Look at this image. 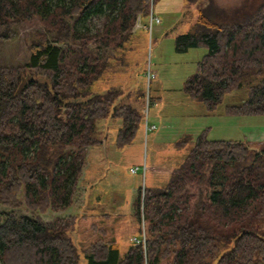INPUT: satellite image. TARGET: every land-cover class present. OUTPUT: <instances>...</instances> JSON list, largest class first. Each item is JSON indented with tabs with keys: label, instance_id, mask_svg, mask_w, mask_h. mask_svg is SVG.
I'll return each instance as SVG.
<instances>
[{
	"label": "trees",
	"instance_id": "trees-1",
	"mask_svg": "<svg viewBox=\"0 0 264 264\" xmlns=\"http://www.w3.org/2000/svg\"><path fill=\"white\" fill-rule=\"evenodd\" d=\"M157 1L0 0V45L29 21L43 27L25 63H0V264H80L81 253L87 264H144L133 240L124 256L103 238L81 251L70 232L72 208L84 203L88 152L101 142L96 120L122 119L119 147L133 142L142 120L131 105H114L119 89L93 90L110 65L100 50L124 46ZM208 4L175 48H207L184 90L213 110L246 75L264 70V3L227 22L213 19ZM99 15L103 28L93 31L88 21ZM226 111L264 114V77ZM207 131L176 142L191 148L166 185L137 189L134 216L145 223L150 264H264V144L257 151Z\"/></svg>",
	"mask_w": 264,
	"mask_h": 264
},
{
	"label": "rangeland",
	"instance_id": "rangeland-1",
	"mask_svg": "<svg viewBox=\"0 0 264 264\" xmlns=\"http://www.w3.org/2000/svg\"><path fill=\"white\" fill-rule=\"evenodd\" d=\"M208 2L211 3L208 14L219 22H227L234 21L230 17L235 19L239 15L238 18H241L248 11H254L264 0H159L153 5L152 12L160 18V22L151 25V14L141 16L124 46L100 50L101 53H110V65L101 80L94 84L93 90L104 93L112 88L119 89L121 94L114 105H131L139 111L142 120L136 138L122 147L117 146L115 141L122 119L109 116L96 120L94 135L101 142L93 146L92 153L88 152L84 203L89 188L92 203L98 192L96 185L88 184L87 175L89 181L97 180L95 182L100 188H109L112 181H116L119 193L114 195V199L121 198L124 206L129 203L131 207L132 196L137 192L136 182L138 187L166 185L169 170L179 166L191 148V144L180 148L175 146L186 135L195 138L208 129L210 139L241 140L257 151L264 144V114L234 115L226 111L228 106L239 105L248 99L250 86L260 82L264 70L246 75L243 85L225 94L213 110H208L204 102L190 97L184 90L186 80L197 71L198 61L208 50L197 47L178 52L176 37L192 29L198 20L199 9L207 7ZM105 20L104 15L95 16L88 21V25L93 31L101 30ZM37 31H43L37 19L20 26L13 40L0 45V63H25L31 41L39 37L36 36ZM148 71L155 76L149 79ZM153 124L156 129L151 128ZM131 166L138 167V173H131ZM108 200L109 197H104L103 204H95L104 207ZM134 218L135 234L132 236L139 237L143 232V222L138 223ZM89 229L87 223L78 225L76 222L70 232L81 251L96 239L110 240L87 232ZM224 250L221 249L219 254ZM81 254L80 264H87L84 254ZM148 258L145 252L144 264L146 261L150 264Z\"/></svg>",
	"mask_w": 264,
	"mask_h": 264
},
{
	"label": "crops",
	"instance_id": "crops-1",
	"mask_svg": "<svg viewBox=\"0 0 264 264\" xmlns=\"http://www.w3.org/2000/svg\"><path fill=\"white\" fill-rule=\"evenodd\" d=\"M143 25L145 24L143 23ZM159 27L162 28L161 25H159ZM92 148L90 150L91 153L93 152ZM132 168L133 166L129 168L131 173H138L137 171L133 172L131 170ZM171 171L172 169L169 170V173H171ZM87 181L91 186L96 185L98 189L97 195L94 196L93 199L94 202L92 203L91 201V189L89 188L85 203L81 207L74 209L72 214L76 216V222L78 225L82 223L88 224L90 229L87 232H94L99 237H106L117 242L120 246L121 253H123V255H121L124 256L132 244V235L135 234L133 232L136 222L134 220L135 218L133 214V202L135 200L136 194L134 193L132 196V207L129 205V203L124 206V204H122L123 201L121 198L114 199V195L119 193V191L116 189V187H119L116 181H112L109 188H100L97 186V182H95L97 180H88V175ZM136 184V189H138V182H136ZM130 189H134V186H130ZM104 197L110 198L107 204H105L104 207L96 206L95 202H98L99 204L101 202L103 204Z\"/></svg>",
	"mask_w": 264,
	"mask_h": 264
},
{
	"label": "built area",
	"instance_id": "built-area-1",
	"mask_svg": "<svg viewBox=\"0 0 264 264\" xmlns=\"http://www.w3.org/2000/svg\"><path fill=\"white\" fill-rule=\"evenodd\" d=\"M160 18L158 16H156L154 14V12L151 11V17H150V22L151 25L154 23H158L160 22ZM155 75L154 73H152L151 71H148V78L151 79L153 78ZM151 128L155 129L156 125H153ZM133 172H136L138 170V167H134L131 169ZM146 239H147V235H146V230H145V223L143 222V232L142 234L139 235V237H133V243L137 244V245H142L144 251L146 252ZM145 264H148L147 261Z\"/></svg>",
	"mask_w": 264,
	"mask_h": 264
},
{
	"label": "water",
	"instance_id": "water-1",
	"mask_svg": "<svg viewBox=\"0 0 264 264\" xmlns=\"http://www.w3.org/2000/svg\"><path fill=\"white\" fill-rule=\"evenodd\" d=\"M30 79H31V76L30 75H28L26 78H24L18 89L19 90L22 89L26 85V83L28 82V80H30ZM49 81H50L49 79H40V82H42V83H48ZM87 99L88 98L86 97L84 99H76L75 101H86Z\"/></svg>",
	"mask_w": 264,
	"mask_h": 264
},
{
	"label": "flooded vegetation",
	"instance_id": "flooded-vegetation-1",
	"mask_svg": "<svg viewBox=\"0 0 264 264\" xmlns=\"http://www.w3.org/2000/svg\"><path fill=\"white\" fill-rule=\"evenodd\" d=\"M208 3H210V2H208Z\"/></svg>",
	"mask_w": 264,
	"mask_h": 264
}]
</instances>
